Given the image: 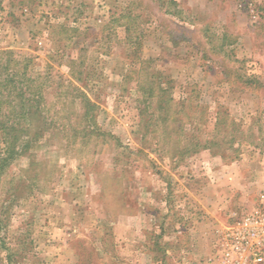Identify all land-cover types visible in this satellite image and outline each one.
Segmentation results:
<instances>
[{
	"label": "rangeland",
	"instance_id": "obj_1",
	"mask_svg": "<svg viewBox=\"0 0 264 264\" xmlns=\"http://www.w3.org/2000/svg\"><path fill=\"white\" fill-rule=\"evenodd\" d=\"M7 148L0 264H226L264 206V0H0Z\"/></svg>",
	"mask_w": 264,
	"mask_h": 264
},
{
	"label": "built area",
	"instance_id": "obj_2",
	"mask_svg": "<svg viewBox=\"0 0 264 264\" xmlns=\"http://www.w3.org/2000/svg\"><path fill=\"white\" fill-rule=\"evenodd\" d=\"M236 229L225 254L226 264L264 262V206L260 212L243 218Z\"/></svg>",
	"mask_w": 264,
	"mask_h": 264
},
{
	"label": "trees",
	"instance_id": "obj_3",
	"mask_svg": "<svg viewBox=\"0 0 264 264\" xmlns=\"http://www.w3.org/2000/svg\"><path fill=\"white\" fill-rule=\"evenodd\" d=\"M170 100V99H169ZM11 145H13V144H11ZM14 151V149L13 148H7L6 149V153L8 154V155H6V157H1V159H0V169H1V167L4 165V164H6V162L7 161H9V159L11 158V156H12V153H13V151Z\"/></svg>",
	"mask_w": 264,
	"mask_h": 264
}]
</instances>
